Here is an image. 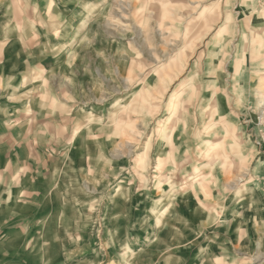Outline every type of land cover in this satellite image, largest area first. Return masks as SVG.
Here are the masks:
<instances>
[{
    "label": "rangeland",
    "instance_id": "1",
    "mask_svg": "<svg viewBox=\"0 0 264 264\" xmlns=\"http://www.w3.org/2000/svg\"><path fill=\"white\" fill-rule=\"evenodd\" d=\"M0 264H264V0H0Z\"/></svg>",
    "mask_w": 264,
    "mask_h": 264
},
{
    "label": "bare ground",
    "instance_id": "2",
    "mask_svg": "<svg viewBox=\"0 0 264 264\" xmlns=\"http://www.w3.org/2000/svg\"><path fill=\"white\" fill-rule=\"evenodd\" d=\"M154 208H156V207H154ZM258 209V208H257ZM155 210V209H154Z\"/></svg>",
    "mask_w": 264,
    "mask_h": 264
}]
</instances>
